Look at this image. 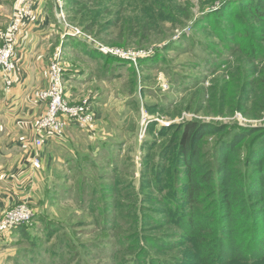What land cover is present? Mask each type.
<instances>
[{
	"label": "rangeland",
	"instance_id": "obj_1",
	"mask_svg": "<svg viewBox=\"0 0 264 264\" xmlns=\"http://www.w3.org/2000/svg\"><path fill=\"white\" fill-rule=\"evenodd\" d=\"M61 1V35L75 28L83 33L63 47L67 85L76 83L70 97L73 103L91 99L101 119L96 130H83L90 139L73 153L79 158L65 176L53 188L48 183L51 196L40 187L30 198L39 206L27 202L34 216L22 224L28 230L22 254L30 250L25 253L33 264H123L141 253L144 242L167 236L166 248L147 246L199 262L195 239L169 227L164 192L149 185L146 158L150 139L161 142L156 158L193 123L228 125V131L264 126V88L249 98L241 90L251 79L249 69L257 75L263 63L225 40L240 0ZM14 5L0 0V28L10 22ZM97 48L110 51L99 56ZM182 171L166 177L175 181L173 189L163 184L168 191L184 189Z\"/></svg>",
	"mask_w": 264,
	"mask_h": 264
},
{
	"label": "trees",
	"instance_id": "obj_2",
	"mask_svg": "<svg viewBox=\"0 0 264 264\" xmlns=\"http://www.w3.org/2000/svg\"><path fill=\"white\" fill-rule=\"evenodd\" d=\"M237 7L240 12L234 9V17H228L225 40L237 45V52L246 51L263 63L257 75L254 67L249 69L251 79L242 84V95L249 98L258 92L255 89L264 88V0H240ZM67 39L69 45L75 38ZM228 128L193 123L176 143L170 138L156 158L153 152L161 142L155 145L156 140L150 139L148 147L146 161L153 168L149 185L164 192L169 227L176 226L179 233L195 239L199 262L191 263L185 254L179 261L154 251L167 247L165 236L157 237L155 244L144 242L141 253L127 256L123 264H264V126ZM176 169L183 170L181 193L176 187L172 190L174 175L166 180ZM164 183L172 189L168 191Z\"/></svg>",
	"mask_w": 264,
	"mask_h": 264
},
{
	"label": "crops",
	"instance_id": "obj_3",
	"mask_svg": "<svg viewBox=\"0 0 264 264\" xmlns=\"http://www.w3.org/2000/svg\"><path fill=\"white\" fill-rule=\"evenodd\" d=\"M62 28L55 2H38L34 17L22 22L17 43L18 70L8 88L0 72V216L17 203L31 202L40 187L45 190L44 196L50 197L48 183L52 187L65 176L74 159L79 158L73 153L90 139L70 121L63 134L46 137L41 147L35 145L36 123L47 110L46 102L36 93L49 85V60L55 47L61 42L67 46ZM70 83L67 85L66 80L67 95L75 101L70 95L76 83ZM36 156L40 157V165L34 164ZM31 203L39 206L38 201ZM27 232L21 227L0 235V264H22V259L28 264L31 259L25 252L30 250L22 254V237Z\"/></svg>",
	"mask_w": 264,
	"mask_h": 264
},
{
	"label": "built area",
	"instance_id": "obj_4",
	"mask_svg": "<svg viewBox=\"0 0 264 264\" xmlns=\"http://www.w3.org/2000/svg\"><path fill=\"white\" fill-rule=\"evenodd\" d=\"M40 1L15 0L10 22L7 26L0 28V72L7 87L12 85L14 73L18 70L16 58L17 43L22 22L34 17L35 6ZM56 3L60 6L59 15L63 19L62 1L56 0ZM66 30L63 35L65 40L69 35L72 37L83 36L80 29L75 28L68 32ZM98 50L104 54L110 51L106 48H99ZM63 52V46L55 51L48 67L49 85L46 89H42L36 93V96L47 104L46 112L38 119L35 127V145L37 147L42 146L46 137L63 134L70 121L76 123L82 130L91 132L97 129L98 123L96 121H98V118L91 99L86 98L79 103H73L67 95L64 75L65 67L62 62ZM143 136L144 133L141 137ZM34 164H41L39 156L35 157ZM33 216L34 210L27 202L17 203L0 216V235L10 233L22 224L30 222Z\"/></svg>",
	"mask_w": 264,
	"mask_h": 264
}]
</instances>
